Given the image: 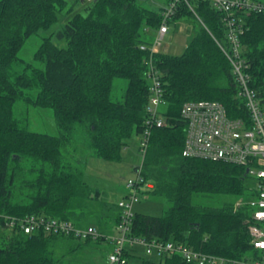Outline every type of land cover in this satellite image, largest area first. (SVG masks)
Here are the masks:
<instances>
[{"label": "trees", "instance_id": "16d2710c", "mask_svg": "<svg viewBox=\"0 0 264 264\" xmlns=\"http://www.w3.org/2000/svg\"><path fill=\"white\" fill-rule=\"evenodd\" d=\"M90 1L84 15L74 14L66 0H0V264H64L85 247L107 242L112 249L107 237L114 235L122 209L102 199L101 191L85 181V166L68 163L63 149L78 130L100 160L121 161L133 136L139 145L148 118L151 68L159 72L167 112L166 125L152 129L142 162L143 179L154 184L144 195L171 206L160 216L135 211L130 236L252 261L259 254L248 234L253 210L247 204L237 207L255 184L247 167L182 155L185 103L218 101L230 118H250L231 64L217 44L228 39L224 15L207 2L194 1V10L178 3L167 24L193 18L198 28L182 55L157 51L151 57L140 47L153 44L149 31H158L166 7L147 9L138 0ZM65 10L73 16L57 36L67 48L45 38L34 56L43 69L21 61L18 54L27 39L57 23ZM236 21L243 30L239 39L251 87L264 109V15L239 11ZM16 63H24V71L13 80L10 70ZM117 79L127 81L120 101L112 99ZM34 89L39 90L35 98L28 95ZM21 103L53 110L58 136L30 131L16 115ZM199 194L234 201L195 205L193 197ZM28 216L94 227L101 236L77 239L42 229L25 234L18 224L9 225L13 217ZM134 252L125 250L129 264ZM160 258L165 260L160 264H189L180 255Z\"/></svg>", "mask_w": 264, "mask_h": 264}, {"label": "built area", "instance_id": "2783aa9c", "mask_svg": "<svg viewBox=\"0 0 264 264\" xmlns=\"http://www.w3.org/2000/svg\"><path fill=\"white\" fill-rule=\"evenodd\" d=\"M186 2L192 10L194 1L207 2L224 15L228 28L226 43L217 42L218 46L229 60L232 73L239 84V95L244 100L249 113L248 122L241 118H230L225 106L218 101L198 100L183 105L182 119L186 122V138L182 155L187 158L223 161L226 163L247 167V174L255 180L250 187L248 198H241L237 207L247 204L252 208L248 219V234L252 245L259 252L252 261H237L219 257L202 251L194 250L183 244L173 242H148L145 239L130 236L132 221L135 216L134 207L140 202L144 192L154 188L152 182H146L142 177V164L137 167L136 178L130 179L126 185L127 193L118 202L122 209L121 221L116 226L117 234L108 236L113 244L108 256V264H129L125 255L126 249L136 246L146 248V254L180 255L189 264H264V109L256 91L251 87V78L247 72L243 46L239 39L242 26L236 21V13H258L264 15V2L255 0H170L162 14L163 23L158 29V37L152 45H142V51L149 55L157 52V47L168 34L167 19L178 3ZM149 100L147 105L148 118L145 121L144 135L139 142V152L144 159L151 132L154 128L166 125L162 106L166 105L164 90L159 72L155 68L149 71ZM143 162V161H142ZM9 225L18 224L25 234L38 230H46L56 235H66L77 239L100 238V233L94 227L77 228L73 224L61 220H47L39 216L11 218Z\"/></svg>", "mask_w": 264, "mask_h": 264}, {"label": "rangeland", "instance_id": "374dc122", "mask_svg": "<svg viewBox=\"0 0 264 264\" xmlns=\"http://www.w3.org/2000/svg\"><path fill=\"white\" fill-rule=\"evenodd\" d=\"M68 6L73 8L74 14L81 13L86 15V9L91 5L90 0H66ZM141 6L147 9L159 10V6L155 2L166 4L168 0H138ZM264 2V0H261ZM169 2H167V5ZM166 5V6H167ZM73 15H69L67 10L59 15L57 23L53 24L49 29H42L27 39L18 54V58L24 63L32 64L37 68L43 69L44 65L35 61V53L39 49L45 38L51 37L52 41L59 48H67V41L58 38L57 33L61 31L67 21ZM199 23L193 18L182 19L172 22L168 25L169 32L157 47V51L173 55H182L189 42L191 41L194 30L198 28ZM149 36L154 42L158 37L157 30L149 31ZM24 63H16L10 70V77L14 80L24 71ZM127 88V81L117 79L114 82L112 99L115 101L123 100ZM38 89H34L28 93L29 96L36 97ZM162 113L167 112V106H162ZM16 115L20 120H26L30 131L58 136L53 110L27 107L21 103L16 105ZM64 156L68 163L76 166H85V181L93 188L101 191L102 199L110 202H119L127 193L126 185L130 179L136 178V168L142 164L143 158L139 153L138 139L132 137L128 146L122 151L121 161L112 162L97 159L93 155V151L89 146L88 139L85 134L76 132L73 139L64 147ZM233 198L229 196L195 195L193 203L200 206L220 207L225 202H232ZM171 206L169 202L162 199L153 198L149 195H142L140 203L136 204L134 210L143 214L160 216ZM113 234H117L116 229ZM111 248L107 242L98 245L85 247L78 255L69 256L65 259L64 264H108V256ZM135 257L130 260V264H160L164 263L160 256L155 252L152 255L146 254V248L143 246L135 247Z\"/></svg>", "mask_w": 264, "mask_h": 264}, {"label": "crops", "instance_id": "0c3cea01", "mask_svg": "<svg viewBox=\"0 0 264 264\" xmlns=\"http://www.w3.org/2000/svg\"><path fill=\"white\" fill-rule=\"evenodd\" d=\"M84 1H85V0H84ZM167 2H168V1H166V4H163V3H158V2H155V3H156L157 5H160V6H159V10H160V9H162V8L166 7V5H167ZM153 10H154V9H153ZM117 203H118V202H117ZM136 211H137V210H136ZM109 248H111V246H109ZM111 250H112V249H111Z\"/></svg>", "mask_w": 264, "mask_h": 264}, {"label": "water", "instance_id": "95a60500", "mask_svg": "<svg viewBox=\"0 0 264 264\" xmlns=\"http://www.w3.org/2000/svg\"><path fill=\"white\" fill-rule=\"evenodd\" d=\"M84 1V0H83ZM249 170L247 169V172H248Z\"/></svg>", "mask_w": 264, "mask_h": 264}]
</instances>
